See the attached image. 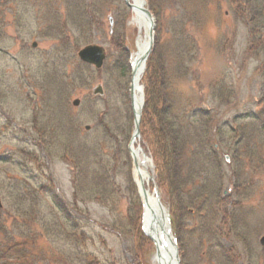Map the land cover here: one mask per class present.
<instances>
[{
    "label": "rangeland",
    "instance_id": "rangeland-1",
    "mask_svg": "<svg viewBox=\"0 0 264 264\" xmlns=\"http://www.w3.org/2000/svg\"><path fill=\"white\" fill-rule=\"evenodd\" d=\"M145 1L155 43L139 145L180 264H264V23L247 22L250 0ZM131 17L125 0H0L3 231L29 223L37 233L50 224L62 232L50 242L70 264L86 255L103 264H155L132 179L128 89L139 31ZM94 44L107 52L102 70L77 56ZM164 77L181 129L176 140L163 137L153 118ZM99 86L103 93L94 95ZM234 129L250 133L248 146ZM202 131L215 150L207 161L192 156L206 146L195 139ZM66 231L84 233V242L66 239Z\"/></svg>",
    "mask_w": 264,
    "mask_h": 264
},
{
    "label": "trees",
    "instance_id": "trees-1",
    "mask_svg": "<svg viewBox=\"0 0 264 264\" xmlns=\"http://www.w3.org/2000/svg\"><path fill=\"white\" fill-rule=\"evenodd\" d=\"M245 7L246 17L248 23H255V24H263L264 23V0H250L247 3H243ZM240 8V7H239ZM239 8L236 10L238 11ZM168 77H164L159 84V93L161 90L164 96H162L160 102L161 107L155 108L153 113V118L156 120V123L159 125V133L165 137L167 140L170 139H177L180 137L181 129L177 127V122L173 119V110L175 108V104L172 99H167L168 97ZM151 90L148 89V100L146 109L144 111V118L147 115V108L152 104L151 101ZM202 117H200L199 124L204 125L206 119L209 117L208 113L205 111H201ZM257 118V117H256ZM258 121L255 120V122ZM143 122V120H142ZM257 123V122H256ZM253 126L254 124L251 123ZM264 127V124H263ZM219 131V130H218ZM216 131V134L218 133ZM203 132V131H202ZM234 134L240 136L239 142H246L245 146H248V141H250L249 132L247 130L237 131L234 129ZM195 139H200L199 141H207L206 146H202L203 148L207 149L204 153L201 147L196 148L192 155L195 158L201 159H209L211 156V151H215L213 149V144L210 145L211 148L207 145L209 139L207 138L206 132L200 134L199 136L195 137ZM211 149V151H210ZM246 149V148H245ZM248 149H246L245 153L249 158H251L252 154L248 153ZM184 157V155H183ZM204 160V161H205ZM206 160V161H207ZM3 211H0V264H70L68 255L65 251L55 248L52 245V241L50 242L51 237H54V234H58L61 236V231L55 230L54 228L50 229V224H41L40 230L35 233L33 227L28 223H24L23 225L16 224L10 230L13 233H7L3 231V228L6 226V219L4 217ZM27 219H25L26 221ZM69 223H71L69 221ZM25 225V228L22 227ZM16 231L21 232L18 236L16 235ZM53 233V234H52ZM63 235L70 238V241L75 242L78 240L79 242H84L85 234L82 233L77 235L76 233H70L69 231L63 232ZM74 238V239H72ZM20 240V242H17ZM82 264H103L101 263L96 257L91 255H86L83 258Z\"/></svg>",
    "mask_w": 264,
    "mask_h": 264
},
{
    "label": "bare ground",
    "instance_id": "bare-ground-1",
    "mask_svg": "<svg viewBox=\"0 0 264 264\" xmlns=\"http://www.w3.org/2000/svg\"><path fill=\"white\" fill-rule=\"evenodd\" d=\"M130 5L132 17L131 23L139 31L137 41V51L131 58V78L129 83V103L136 120L140 119L144 106V85L145 75L147 72L146 53L150 46V31L152 22L144 13L146 7L145 0H127ZM139 137L134 138L130 143V155L133 160L132 179L137 190L138 198L143 207L144 222L143 236L146 239L153 237L156 241L160 256L154 257L155 264H176L175 250L168 246L166 234L153 231V217L158 219L162 210L156 191L153 187V174L151 160L139 145Z\"/></svg>",
    "mask_w": 264,
    "mask_h": 264
},
{
    "label": "water",
    "instance_id": "water-1",
    "mask_svg": "<svg viewBox=\"0 0 264 264\" xmlns=\"http://www.w3.org/2000/svg\"><path fill=\"white\" fill-rule=\"evenodd\" d=\"M144 13L146 14V16L150 20L153 21L152 14L149 12V10L144 9ZM153 27H154V25H153ZM153 34H154V32L152 29L150 32L151 45L149 47L148 52L146 53L145 61L147 60V58L151 52V48H152L153 40H154ZM78 55H79V58L82 62L89 64V65H93L96 69H101L103 67L104 61L106 59V52H105L104 48H102L100 46H96V45H92V46H88V47L84 48L83 50H81L79 52ZM102 93H103L102 87H100V86L94 90V95H101ZM79 104H80L79 101L74 102V106H76V107L79 106ZM87 129H89V128H87ZM138 134H139V122L137 121L136 122V134L135 135H138ZM1 207H2V204H1V199H0V208ZM162 217H163V219H162L161 225L159 227V229H161V231H163V227L165 225V215L163 214ZM156 224H157V220H156V218H153V225L152 226H153V231H155V232H157ZM262 244L264 245V239L262 240Z\"/></svg>",
    "mask_w": 264,
    "mask_h": 264
}]
</instances>
